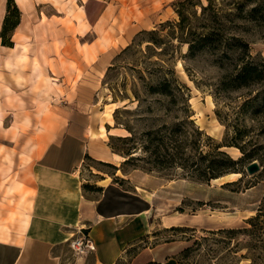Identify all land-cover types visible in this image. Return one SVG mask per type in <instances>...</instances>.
Returning a JSON list of instances; mask_svg holds the SVG:
<instances>
[{
	"label": "rangeland",
	"instance_id": "374dc122",
	"mask_svg": "<svg viewBox=\"0 0 264 264\" xmlns=\"http://www.w3.org/2000/svg\"><path fill=\"white\" fill-rule=\"evenodd\" d=\"M34 1L39 6L34 10H23L24 19H27L25 24H33L40 17L45 20L51 15H61L64 20L53 17L54 20L69 23L72 19L79 20L80 12L91 21L109 0H71V5L68 0H62L66 3L62 8L68 5L63 9L65 16L53 5H48L49 2ZM173 3L166 6L167 12H162L160 22L139 31L124 47L118 48L114 41L111 59L92 64L98 66V74L82 78L89 82L93 78L97 83L100 78V84L93 88L86 85L83 90L74 91L68 90L67 82L60 84L61 74L56 62L43 68L32 59V42L18 45L13 50L0 46L1 94L15 93L27 99L30 112L17 106L14 113L31 114L34 119L44 114L49 121L41 124L50 129L57 125L56 121H65V116H75V125L83 127L85 115L82 117L77 113L73 101L94 104L96 116H101L102 120L110 119L122 130L121 135L104 137L111 151V144L120 150L135 147L127 162L125 160L130 156L116 153L118 159L114 162L89 157L81 168V181L90 187L84 192L90 197L99 196L93 186L107 183L131 192L139 190L144 196H159L160 211L147 213L145 233L133 240L132 246L115 264H131L142 251L153 257L156 251H161L160 257L148 261L160 264H234L233 255L220 242V236H211L206 231L246 226L245 219L256 213L264 197V80L240 86L230 82L242 62L260 64L264 72V21L236 17L238 7L247 8L254 1L212 0L211 9L203 13L200 5H206L207 1L190 0L184 7L188 16L187 28L201 33L210 23L221 25L216 41L220 44L191 56L188 44L171 37L172 30L177 31L175 25L179 20ZM214 11L220 13L218 22L209 21ZM152 30L155 34L149 35L147 32ZM153 36L161 38L163 43L147 41ZM232 36L242 40L247 47L233 51L230 48ZM89 39L90 34L83 41ZM165 79L170 82L169 94L157 91ZM4 114L7 113L3 111L0 117ZM15 120L16 117L9 116L2 124L12 125ZM36 125L30 121L27 129L21 127L34 140L13 139L12 132L17 128H2L0 122V148L14 144L29 146L32 141L36 145L39 142ZM131 135V142L117 138ZM228 142L243 146L250 155L243 160V173L238 176L202 181L191 176L190 169L170 162L176 152H180L182 162H199L200 154L209 152L216 144ZM227 147L230 146L220 149L233 159L242 156L239 149ZM253 161L258 163L259 170L248 174L245 167ZM136 186L139 189H135ZM165 199L177 201V205L169 208ZM164 216L170 217L164 219L166 223L163 224ZM170 222L172 225H165ZM186 248L192 250L183 253ZM55 253L61 264H94L93 253L75 256L68 243L57 246Z\"/></svg>",
	"mask_w": 264,
	"mask_h": 264
},
{
	"label": "crops",
	"instance_id": "0c3cea01",
	"mask_svg": "<svg viewBox=\"0 0 264 264\" xmlns=\"http://www.w3.org/2000/svg\"><path fill=\"white\" fill-rule=\"evenodd\" d=\"M173 1L109 0L91 21L80 12V19H72L69 23L54 20L53 17L64 20L61 15H51L45 20L40 17L33 24H25L23 10H34L39 4L34 0H14L21 12L20 21L10 34L12 45H2L0 37V46L13 50L32 42V59L43 68L56 62L61 74L60 84L67 82L68 90L74 91L83 90L86 85L93 88L100 84V78L97 83L93 78L89 82L82 77L98 74V66L93 65L112 58L114 41L118 48L127 45L139 31L160 22L162 12L166 13V6ZM62 2L41 0L63 14L71 0L63 8L66 3ZM5 7V0H0V30ZM89 34L91 39L83 41ZM1 91L2 86L0 114L7 113L0 117L1 127L17 128L12 132L13 139L34 140L21 127L27 129L28 122H35L39 142L0 148V264H61L55 249L81 233H88L95 242L94 264H115L132 246L133 240L145 233L147 213L160 211L159 196L154 194L144 196L139 190L131 192L110 183L97 184L102 188L98 197H90L83 190L80 174L85 159L116 161V153L111 151L105 138L121 135L122 130L110 119L96 116L94 104L75 101L77 113L85 115V125L78 128L75 116H65V121H56L57 125L50 129L41 124L49 121L44 114L34 119L31 114L14 113L17 106L29 111L27 99L15 93L2 95ZM9 116L17 120L4 126L2 121ZM165 200L169 208L177 205V201ZM169 217L164 216L163 224ZM161 253L156 251L153 255L158 258ZM146 255L142 251L131 264H145L155 259Z\"/></svg>",
	"mask_w": 264,
	"mask_h": 264
},
{
	"label": "trees",
	"instance_id": "16d2710c",
	"mask_svg": "<svg viewBox=\"0 0 264 264\" xmlns=\"http://www.w3.org/2000/svg\"><path fill=\"white\" fill-rule=\"evenodd\" d=\"M206 5H200L201 11L204 13L211 9L212 0H206ZM254 1L249 7L245 6L238 7V14L236 17H243L249 21H264V0H246V2ZM190 2V0H177L173 3L175 7V13L178 15L179 20L175 27L177 31L174 32L171 37L175 38L180 43L188 44L189 55H194L197 52L216 44L218 41L217 35L218 31H221V25L215 26L214 24L206 25L207 30L204 32L196 33L191 30L190 27L187 28L188 16L184 12L185 5ZM219 12L214 11L213 16L209 19L210 22L220 21ZM21 12L16 6L14 0L6 1V13L4 15L0 37L1 43L5 46H11L10 34L14 28L19 24ZM166 21L165 23H168ZM163 24V23H162ZM149 35H154V30L147 32ZM175 34V35H174ZM232 40L231 47L232 50L246 48L247 44L242 42V40L231 37ZM151 44L163 43L161 38L152 37L147 40ZM161 45V44H160ZM243 51V50H242ZM264 80V72L260 67V64H255L253 62H242L239 64V68L235 75L230 78L232 85L240 86L247 85L251 82H256ZM170 82L164 80L158 87L157 91L164 94L170 93ZM157 88V87H156ZM153 89V88H151ZM112 137V136H111ZM121 141L131 142L133 141V136L117 137ZM113 148V152L117 154H124L130 156L132 154L131 149L135 147H128L126 150H120L110 145ZM222 146H230L239 149L242 153L237 159L230 157L225 151L221 150ZM180 152H176L175 155L171 156L170 162L174 164H179L181 168L190 169L191 176L202 181H209L211 179H217L228 173H243L242 162L243 160L250 157V155L245 151L244 147L237 144L236 142H228L224 144H216L211 150L205 154L199 155V162H182L179 158ZM132 156H130L125 162L129 161ZM89 158V157H87ZM242 178V176H241ZM88 185H83V190L88 189ZM90 188V187H89ZM96 191H101V187H94ZM180 210V208H178ZM246 226L237 228H220L218 230H207L206 233L211 236H220V242L226 246L227 252L233 255L234 264H264V197L260 202L256 213L247 219H245ZM196 243V242H194ZM232 244V246H230ZM191 248L184 249L183 253H187ZM242 252L240 255L238 253ZM147 264H160L156 262H148Z\"/></svg>",
	"mask_w": 264,
	"mask_h": 264
},
{
	"label": "built area",
	"instance_id": "2783aa9c",
	"mask_svg": "<svg viewBox=\"0 0 264 264\" xmlns=\"http://www.w3.org/2000/svg\"><path fill=\"white\" fill-rule=\"evenodd\" d=\"M68 247L75 256L93 253L96 249L95 242L88 233H81L71 238L68 242Z\"/></svg>",
	"mask_w": 264,
	"mask_h": 264
},
{
	"label": "water",
	"instance_id": "95a60500",
	"mask_svg": "<svg viewBox=\"0 0 264 264\" xmlns=\"http://www.w3.org/2000/svg\"><path fill=\"white\" fill-rule=\"evenodd\" d=\"M245 170L248 174H253L259 170V165L256 161H253L246 165Z\"/></svg>",
	"mask_w": 264,
	"mask_h": 264
},
{
	"label": "bare ground",
	"instance_id": "6f19581e",
	"mask_svg": "<svg viewBox=\"0 0 264 264\" xmlns=\"http://www.w3.org/2000/svg\"><path fill=\"white\" fill-rule=\"evenodd\" d=\"M107 115L108 116H110V112L108 111L107 112ZM227 148H234L235 150H238L237 148H235V147H227ZM239 175V173H229V174H227L226 176H223V177H221V178H225V177H228V176H238ZM219 178H217V179H213V181H216V180H218Z\"/></svg>",
	"mask_w": 264,
	"mask_h": 264
}]
</instances>
